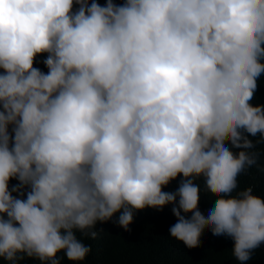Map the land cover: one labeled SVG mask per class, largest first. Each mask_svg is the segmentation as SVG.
I'll return each mask as SVG.
<instances>
[{"label":"clouds","instance_id":"obj_1","mask_svg":"<svg viewBox=\"0 0 264 264\" xmlns=\"http://www.w3.org/2000/svg\"><path fill=\"white\" fill-rule=\"evenodd\" d=\"M0 69L5 264L84 262L98 222L168 205L185 243L207 224L239 264L264 244L239 179L264 171V0H0Z\"/></svg>","mask_w":264,"mask_h":264},{"label":"trees","instance_id":"obj_2","mask_svg":"<svg viewBox=\"0 0 264 264\" xmlns=\"http://www.w3.org/2000/svg\"><path fill=\"white\" fill-rule=\"evenodd\" d=\"M97 2L105 5L107 0H97ZM113 2L123 4L125 0H113ZM46 55H38L34 64L44 72L48 71L42 62ZM2 71L3 69H0V72ZM252 103L264 104V74L259 78ZM224 140L228 141L227 135ZM256 151L260 152L258 163L264 168V145H258ZM180 179L182 176L172 181L164 190H175ZM239 179L241 185L253 184L257 193H264V171L257 167L253 166L247 175H241ZM17 183L18 181L13 179L10 181V186ZM13 195L17 194L13 193ZM212 195L209 189L201 186L197 203L202 209L206 210ZM171 208L172 206L168 205L163 210L146 208L137 211L133 223L129 226L131 231H126L115 223L119 214L114 216L112 221L98 222L96 228L98 231L102 230L98 238L85 239V243L92 246L91 254L84 262H71L65 258L63 264H239L232 255L234 241L227 236L213 235L207 224L201 226L199 239L195 243L188 244L182 238L171 237L169 228L177 222V217ZM0 264H5L2 258ZM25 264H38V262L28 259ZM245 264H264V244L255 250L252 259Z\"/></svg>","mask_w":264,"mask_h":264}]
</instances>
